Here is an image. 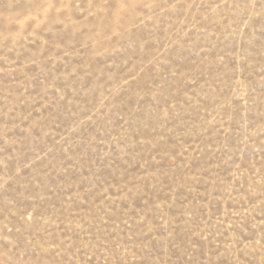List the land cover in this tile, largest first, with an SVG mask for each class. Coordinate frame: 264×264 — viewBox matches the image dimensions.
Masks as SVG:
<instances>
[{
    "label": "rangeland",
    "instance_id": "1",
    "mask_svg": "<svg viewBox=\"0 0 264 264\" xmlns=\"http://www.w3.org/2000/svg\"><path fill=\"white\" fill-rule=\"evenodd\" d=\"M0 264H264V0H0Z\"/></svg>",
    "mask_w": 264,
    "mask_h": 264
}]
</instances>
